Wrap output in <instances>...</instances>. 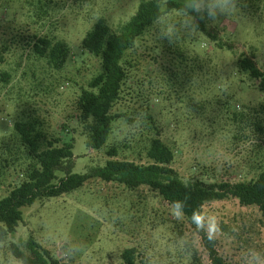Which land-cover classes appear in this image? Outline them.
<instances>
[{
	"label": "trees",
	"instance_id": "1",
	"mask_svg": "<svg viewBox=\"0 0 264 264\" xmlns=\"http://www.w3.org/2000/svg\"><path fill=\"white\" fill-rule=\"evenodd\" d=\"M64 1L0 0V26L6 24L11 31H20L0 41V92L8 89L23 63L30 65L19 77L27 78L30 73L34 80H30V92L8 99L17 106L9 133L0 137L1 167L6 180H12L8 195L0 199V244L9 234H16L21 241L7 246L8 255L0 252V264H66L54 243L47 246L38 240H22L18 228L26 208L71 193L91 176L124 186L123 190L131 195L128 198L133 202L136 221L152 226L155 245L132 241L116 264H203L201 253L211 264H237L220 253V240L214 235L209 240L204 225L198 228L191 218L194 212L205 214V208L214 203L235 200L242 208L257 209L264 227V61L260 66L253 50L238 53L218 30H204L217 50L228 49L234 54L231 73L236 80L240 78L239 83L243 77L252 79L261 99L254 104H237L236 114L228 111L227 128L231 129L232 142L248 145L240 179L223 180L219 177L222 173L208 165H192L183 174L177 166L181 146L167 135L178 124L165 118L159 104L171 100L172 89H185L191 84L194 76L186 74L185 67L194 71L193 67L200 66L204 86L218 75L217 65L211 62L223 61L225 55L219 51L200 52L179 32L156 30L175 6L171 3L164 8L162 0L142 2L118 28L99 19L76 52L64 30H59L52 20ZM17 2L18 8L29 4L31 24L8 17ZM71 63H92L95 74L80 95L74 94L71 111L60 122L39 103L46 94L53 95L56 89L68 85L67 75L74 72L68 69ZM170 78L177 82L171 84ZM204 89L202 99L195 102L203 108L207 106L208 112L211 104L215 108L217 105L206 97L208 90ZM115 124L134 132V137L125 142L114 140L107 150L105 166L91 175L73 173L75 135H85L88 148L100 150L107 145ZM202 127L210 129L207 122ZM174 210L182 212L179 219L173 216ZM221 232L227 238L236 235L242 240L226 224L221 226ZM195 235L201 238V249L194 247ZM245 244L264 255V248L258 244Z\"/></svg>",
	"mask_w": 264,
	"mask_h": 264
},
{
	"label": "rangeland",
	"instance_id": "2",
	"mask_svg": "<svg viewBox=\"0 0 264 264\" xmlns=\"http://www.w3.org/2000/svg\"><path fill=\"white\" fill-rule=\"evenodd\" d=\"M144 1L149 0H65L60 11L51 13L52 20L59 30H64L66 40L77 52L85 34L99 19L103 18L111 27L118 28L136 13ZM162 2L164 8L171 3L175 6L158 23L156 30L167 34L179 32L187 36V41L200 52L213 54H217L219 50L204 30H218L225 42L236 46L238 53L255 51L259 65L263 66L264 0H236L234 12L224 14L218 11L215 18L208 14L213 0H198L200 12L187 7L192 0H162ZM18 5L17 2V7L8 13V17L17 19L19 23L31 24L29 4L22 8H18ZM163 26H165L164 30ZM17 33L20 34V31H11L6 24L0 26V41L7 40L11 34ZM219 53L225 55V59L211 62L212 66L217 65L218 75H215V80H209L203 86L202 68L193 67V71L185 67L186 74L194 76L191 84L185 89H172L169 94L171 100L162 101L159 109L165 110V118L178 124V126L174 124L167 131V135L170 136L171 141L176 140L181 146L177 166L183 174H186L192 165H208L214 166L220 174L222 173L219 175L221 179L231 181L240 179V175L244 172L248 145L232 142V134H229L231 129L227 128L228 111L236 114L237 104L248 105L250 101L253 104L258 103L261 93L249 77H243V82L239 83L240 78L236 80L233 76L232 52L224 49ZM28 65L29 62L23 63L17 77L8 84V89L0 92V137L9 133L17 106L15 101L11 102L8 99L30 92V80L34 81L32 75L31 78L30 73L27 78L19 77L24 70H27ZM68 69L74 70L67 75L68 85H62L53 95L46 94L42 99L43 102H40L41 97L37 100L51 118L56 116L60 122L64 121L71 111L74 94L80 95L82 87H86V82L95 74L91 70L92 63H71ZM169 82L173 84L177 81L170 78ZM204 88L208 90L206 97L215 101L217 105L215 108V105L211 104L212 110L208 112L207 106L203 108L201 103L198 105V102H195L202 99L201 92L205 91ZM216 89L219 90L218 93L214 92ZM205 122L210 126L211 131L217 134H212L208 127H202ZM132 134L134 132L128 128L120 129L115 124L107 145L103 149L92 150L86 144V136L77 133L73 173L91 175L95 169L104 167L111 143L114 140L117 142L130 140L134 137L131 136ZM72 135L73 133L70 136ZM5 176L0 163V199L8 195V186L12 182L6 180ZM124 188L91 176L83 186L71 193L38 201L26 208L24 221L17 233L22 235V240L25 241L38 240L47 246L54 243L58 256L66 264H116L123 250L131 247L132 241L141 242L142 245L149 244L152 247L155 245L152 226L136 221L138 219L134 218L136 211L132 209L133 202L131 197L128 198V194L131 195L126 193ZM212 216L218 223L217 231L213 235L220 240V253L237 264H251L249 255L256 252L249 248L245 241L264 248V227L259 222L262 214L257 209L242 208L235 200L214 203L205 208L206 232L209 218ZM223 224L232 228L242 240L236 235L234 238L223 235L221 232ZM194 238V247L201 249V238L197 235ZM19 239L16 234H9L0 244L2 256L8 255L7 246L21 242ZM201 259L203 264H211L204 253H201Z\"/></svg>",
	"mask_w": 264,
	"mask_h": 264
},
{
	"label": "clouds",
	"instance_id": "3",
	"mask_svg": "<svg viewBox=\"0 0 264 264\" xmlns=\"http://www.w3.org/2000/svg\"><path fill=\"white\" fill-rule=\"evenodd\" d=\"M188 8H191L193 11L200 12L201 7L198 0H192L191 3L187 4ZM236 10V0H213V5L209 8L208 14L210 17L215 18L217 12L224 14H230ZM173 216L179 219L182 216V212L173 211ZM192 221L197 225V227H203L205 223V214L200 212H194L192 215ZM218 223L214 216L209 218L207 233L208 239H213V234L217 231ZM251 264H264V255L260 253H254L250 255Z\"/></svg>",
	"mask_w": 264,
	"mask_h": 264
}]
</instances>
